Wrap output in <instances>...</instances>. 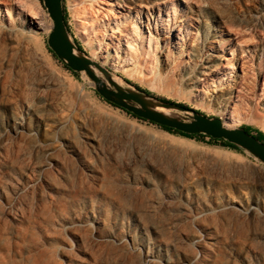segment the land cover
I'll list each match as a JSON object with an SVG mask.
<instances>
[{"label":"rangeland","instance_id":"obj_1","mask_svg":"<svg viewBox=\"0 0 264 264\" xmlns=\"http://www.w3.org/2000/svg\"><path fill=\"white\" fill-rule=\"evenodd\" d=\"M262 2L62 6L72 41L114 76L264 132ZM48 28L40 0H0V264H264V165L100 100L47 53Z\"/></svg>","mask_w":264,"mask_h":264},{"label":"water","instance_id":"obj_2","mask_svg":"<svg viewBox=\"0 0 264 264\" xmlns=\"http://www.w3.org/2000/svg\"><path fill=\"white\" fill-rule=\"evenodd\" d=\"M40 1L49 24L46 47L65 68L83 75L103 100L159 126L223 139L264 165V142L254 133H247L240 126H228L219 117L163 100L114 76L109 68L88 57L72 41L63 20L62 0Z\"/></svg>","mask_w":264,"mask_h":264},{"label":"trees","instance_id":"obj_3","mask_svg":"<svg viewBox=\"0 0 264 264\" xmlns=\"http://www.w3.org/2000/svg\"><path fill=\"white\" fill-rule=\"evenodd\" d=\"M62 3H63V0H62ZM63 20H64V24H65V26H66V29H67V25H66V15H65V11H64V7H63ZM68 30V29H67ZM77 47H78V49H81L80 48V46H78L77 45ZM46 51H47V53L52 57V59L53 60H55L60 66H61V68L62 69H64L65 71H67L68 73H70L71 75H73L74 77H76L77 76V74L76 73H73L72 71H70L69 69H67V68H65L56 58H55V56L52 54V52H50L49 51V49L46 47ZM127 83H129V81H127V80H125ZM137 89H140V90H142V91H144V92H146V93H150L149 91H147V90H145V89H141L140 87H138V86H136V85H134ZM93 93L100 99V100H102V101H104L105 103H107V104H109L110 106H113V107H115V108H118V107H116V106H114V105H112V104H110L109 102H106L105 100H103L94 90H93ZM163 100H166V99H164V98H162ZM167 101H169V102H172V101H170V100H167ZM177 104H179V105H183V104H181V103H177ZM183 106H185V105H183ZM118 109H120V110H122L121 108H118ZM123 112H125L126 114H128V115H130V116H132V117H134V118H136V119H139V120H143V119H141V118H138V117H136V116H134V115H132L131 113H129V112H126V111H124V110H122ZM197 111V110H196ZM144 121V120H143ZM149 123H151V122H149ZM151 124H154V123H151ZM154 125H156V124H154ZM157 127H159V128H161L162 130H164V131H166V132H169V133H172V134H176V135H179V136H182V137H186V138H193V139H195V140H199V141H202L205 137L207 138V140L205 141L206 143H209V144H219V145H221V146H223V147H227V148H230V149H233V150H235V151H239V149L236 147V146H234L233 144H230V143H228V142H226L225 140H223V139H212V138H210V137H208V136H204V135H202V134H184V133H182V132H179V131H176V130H174V129H172V128H168V127H164V126H159V125H156ZM240 127H242L247 133H249V132H252V133H254V135H255V137L257 138V139H259V140H261V141H263L264 142V132H262V131H260V130H257V129H253V128H251V127H249V126H247V125H240Z\"/></svg>","mask_w":264,"mask_h":264},{"label":"bare ground","instance_id":"obj_4","mask_svg":"<svg viewBox=\"0 0 264 264\" xmlns=\"http://www.w3.org/2000/svg\"><path fill=\"white\" fill-rule=\"evenodd\" d=\"M138 1H141V0H130V2L132 4H136V2H138ZM152 1H155V0H152ZM262 3H263L262 5L264 7V0ZM236 5L238 7L239 12L241 11V12L246 13V10H247L246 4H244V3L242 4L241 2L237 1ZM241 17H242V15H241ZM251 17L253 19L252 22H255V23L260 22V21H258L257 17H254V15ZM240 22L242 23V25H245L247 23L246 19L243 17L241 18ZM28 25L30 26V24H28ZM259 25H261V24L259 23ZM211 67H212L211 62L209 60H206L203 64L196 66L195 67L196 69H191V78H190L191 84H197V83H200L202 81H205L207 79V77L209 76V70L211 69ZM228 99H230V95H229ZM159 110H162V109H159ZM16 124L19 127H24V121L23 120L20 121V119H19V122L16 121ZM79 132H80L79 134L81 137L88 138L89 141L93 139L90 135L87 134V132L82 130L81 126H79ZM252 202H253V204H256V203L258 204L257 200H253ZM255 208L256 207H251L250 209L254 210Z\"/></svg>","mask_w":264,"mask_h":264}]
</instances>
